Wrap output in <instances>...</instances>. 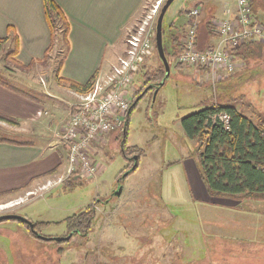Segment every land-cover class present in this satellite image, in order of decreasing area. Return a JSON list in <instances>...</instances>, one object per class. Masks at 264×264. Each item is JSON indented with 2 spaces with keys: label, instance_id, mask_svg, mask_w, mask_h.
<instances>
[{
  "label": "rangeland",
  "instance_id": "374dc122",
  "mask_svg": "<svg viewBox=\"0 0 264 264\" xmlns=\"http://www.w3.org/2000/svg\"><path fill=\"white\" fill-rule=\"evenodd\" d=\"M158 1L150 0L145 9L136 15L133 26L122 37L121 42L123 41L125 46L122 49V44L120 45L118 58L113 61L114 65L118 63L119 56H125L129 36L143 24L150 9ZM160 1L156 14L152 16L153 20L151 19L147 26L154 30L152 54L144 62L140 72L135 74L131 90L128 91L131 101L133 96L142 97L129 116L127 132V144L135 145L141 151L138 168L130 174H126L127 171L120 174L128 161L121 153L124 136L119 130H115L105 136V142H95L91 145L92 157L101 168L95 177L73 173L69 178L65 177V180L64 176L60 175L57 177L60 181L55 184L48 182L47 187L43 184L33 185L2 198L1 201L9 200L0 202V205H5L0 206V214L16 213L26 217L36 224L38 234L48 238L68 235L70 217L89 205L96 211V215L89 233H75L63 244L32 237L27 233L25 225L17 221H0V264H141L143 258L147 259L146 256L151 251L155 256L164 252H167L168 256L161 261L157 258L151 259L153 264H238L244 261L233 259L240 257L239 253L245 249L240 240L235 241L238 249L232 245L228 259L211 252L212 244L207 239V234L220 235L227 231V226L221 225L217 220L233 224V216L230 215L234 214V210L226 206L212 205V201L196 199L191 192V178L196 174L202 178L200 154L196 140L187 137L183 132L181 119L210 107L213 101L227 98L231 101H223V105H235L239 101L237 107L247 113L250 110L245 104L252 105L254 111L264 113V81L255 82V78H247V72L250 70L240 71L234 77L237 82H241L239 88L226 90L218 83L221 70L206 68L205 72L194 66H183L177 70L176 59L170 56L166 57L170 61V71L162 85L156 87V94L154 91L152 94L141 95L144 93L140 91L144 82L142 72L152 71L161 63L155 47L157 16L165 0ZM259 3L264 7V0H259ZM181 4L183 8L187 7L183 0H174L167 9L162 22L164 36L167 30L168 34L171 33L169 20L178 17L177 10ZM189 9L185 10L186 17V11ZM252 10L264 22V14L259 11L257 14L253 3ZM66 52V44L58 37L53 48L40 63L30 69H23L4 58L1 50L0 79L3 83L23 91L27 94L24 96H29L28 98L46 100L45 109L48 113L46 117L44 112L41 114L42 118L50 119L53 117L49 111L51 100H54L55 104L59 103V99L54 98L59 96L55 86L68 88L55 78L57 65L64 59ZM239 93H242V98L237 97ZM76 100L78 101V97ZM60 102L62 103L61 100ZM4 122L8 125L0 123V137L17 141H38L33 136V129L21 132L15 130L13 123ZM132 156L134 158L136 155ZM21 200L24 202L17 205ZM246 202L252 203L256 209L264 206V202L257 200L247 199ZM250 231V234L254 235L260 231L261 235L259 239L249 242L255 247L252 258L256 259L246 262L259 264L258 261L264 260V227L252 228ZM159 232L162 233L164 241L193 242V248L189 250L194 249L196 255L199 250H206L208 259L181 263L176 256V243H147ZM231 243V240H227L226 243L216 244V248L224 251V247L228 249ZM184 250L189 251L185 247Z\"/></svg>",
  "mask_w": 264,
  "mask_h": 264
},
{
  "label": "crops",
  "instance_id": "0c3cea01",
  "mask_svg": "<svg viewBox=\"0 0 264 264\" xmlns=\"http://www.w3.org/2000/svg\"><path fill=\"white\" fill-rule=\"evenodd\" d=\"M53 1L60 7L69 23L67 52L59 69V76L84 83L96 70H99L98 76L101 77L111 73L113 61L119 55L120 45L122 44V49L125 46L124 42H121L123 35L128 29L130 30L136 15L145 9L150 0ZM183 3H186L187 7L183 8V4H181L177 10L178 17L169 20L170 34L176 31L174 34L180 35L181 40L186 30L184 27H188L192 21H195L197 26L195 39L198 49H207L219 44L220 37L215 30L214 21L226 16L233 18L236 10L235 0H183ZM253 4H255L257 14L259 12L264 14V7L259 3V0L256 2L254 0ZM196 6L200 7L199 15L194 19L186 17L185 10ZM9 28L11 31L8 30ZM8 33L17 36L18 50L14 59L20 65L26 66L32 61L35 64L40 63L51 41L50 30L43 11V0H0V37L4 38ZM11 45V42H8L6 47H11ZM234 54L236 68L233 72L221 70L222 76L220 75L218 81L221 86L226 90L229 88L238 89L241 82H237L234 77L240 71L248 70L250 72H247L249 74L247 78L250 80L255 78V82L262 83L264 81V44L247 43L237 49ZM205 72H207L206 69ZM55 89L58 90L56 92L59 96L56 95L54 98L59 99V103L55 104L54 100H51L49 111L53 117L46 119L42 118L43 115L41 114L44 112L45 116L48 113L45 109L46 100L41 101L33 97L30 99L0 84V112L16 120L17 123L13 124L15 130L28 132L33 129V136L38 139V141L33 142L0 137V202L9 200L1 201L2 198L10 196L13 192H19L38 184L47 187L48 182L54 184L59 182L57 177L59 178L60 175H63L64 178L67 177V148L59 142L58 132L69 119L79 93L60 86H55ZM257 91L260 93L259 90ZM239 96L242 98V93H239L237 97ZM226 100L231 101L229 98ZM0 123L4 126L8 125L4 121H0ZM51 170H55V172L47 174ZM201 179L196 174L189 183L190 190L196 199L206 202L212 201V205L226 206L234 210V214L230 215L233 216L231 219L233 224H225L223 220H217L221 225L227 226V231L220 235L207 234L206 237L212 244L211 252L228 259L232 245L236 248L235 241L240 240L241 245H245V249L239 253L240 257L233 259L244 260L242 263L237 262L238 264H248L249 259L255 260L256 258H252L255 247L249 242L252 239H259L261 232L258 231L257 235L250 234V229L264 227V206L256 209L252 203L246 202V200L264 202V198L209 196L206 185ZM23 202L24 200H21L17 202V205ZM227 240L232 242L228 249L224 247L225 250L221 251L216 248V244L226 243ZM152 242L176 243V256L181 263L184 261L195 263L203 258L208 259L206 250H199L197 255L194 253V249L189 250V248H193V242L164 241L160 232L153 237V240L147 241L149 244ZM184 247L189 251H185ZM159 256H155L154 252L151 251L146 256L147 259L143 258L144 261L141 264H153L151 259L156 260L157 258L161 261L168 258L167 252L162 255L159 254ZM230 258L232 259V257ZM258 262L264 264V260Z\"/></svg>",
  "mask_w": 264,
  "mask_h": 264
},
{
  "label": "trees",
  "instance_id": "16d2710c",
  "mask_svg": "<svg viewBox=\"0 0 264 264\" xmlns=\"http://www.w3.org/2000/svg\"><path fill=\"white\" fill-rule=\"evenodd\" d=\"M252 3L253 0L250 1L251 10ZM43 11L51 36L50 46L45 52V57L53 48L58 37L66 46L68 45L69 23L60 7L53 0H43ZM252 14L254 18L256 17V20L262 24L264 23L261 17L253 13V10ZM162 26L164 29V23ZM8 30L11 31L10 28ZM164 35L165 30L162 32L164 53L166 57L171 56L174 60L176 59L175 69L180 70L181 67L185 66L178 61L183 51L180 35H175L174 33L168 34V30L166 36ZM8 42H11V47L4 49ZM1 50L3 57L9 59L17 67L30 69L35 64L32 61L28 65L22 66L14 59L18 50L16 35L8 33L6 37H0V52ZM62 62L63 59L57 65L55 78L79 94L89 92L98 77L99 70H96L86 82L78 83L59 76V69ZM168 62L170 65L169 60ZM143 64L141 66L142 68ZM194 67L199 68L201 71H205L206 69L202 66ZM142 68L139 69L137 74ZM142 75L144 82L141 84L140 91H144V93H141V95L145 93L152 94L159 83L166 77L162 61L156 69H152V71L145 70L142 72ZM1 80V85L7 86L20 94L27 95L23 91L3 83ZM141 98L133 96L130 107L125 115V129L121 132L124 136L121 153L128 161V164L120 174L126 171L127 174H130L138 168L141 151L135 145L127 144V132L129 116ZM223 101L229 102L226 99L213 101L210 107L200 109L181 119V127L185 135L191 139H195L197 142V150L200 154L201 177L206 185V189L211 196L264 198V113L254 111L255 109L252 105L245 104V107L248 106L250 110L247 113L237 107V103L235 105H223ZM222 112L229 115L227 128L216 116ZM0 120L9 121L13 124L17 123L14 118H10L2 113H0ZM133 154L137 156L136 160L133 156L131 157ZM134 163L136 166L132 170L131 167ZM54 172L55 170H51L47 174H53ZM71 175L67 176V178ZM95 215L96 211L90 205L78 214L72 215L68 222V232H72V236L75 233L86 235L91 230ZM14 221L25 225L27 233L30 236L41 240L32 233L27 224L20 220ZM34 227L36 228V224H34ZM36 230L38 231V229ZM66 242L61 241L56 243L63 244Z\"/></svg>",
  "mask_w": 264,
  "mask_h": 264
},
{
  "label": "built area",
  "instance_id": "2783aa9c",
  "mask_svg": "<svg viewBox=\"0 0 264 264\" xmlns=\"http://www.w3.org/2000/svg\"><path fill=\"white\" fill-rule=\"evenodd\" d=\"M250 1L235 0L234 17L226 16L214 21L220 43L210 48H196L197 26L192 21L181 39L183 51L178 61L185 66L233 72L236 68L234 52L237 49L251 42L264 44V24L253 17ZM160 2L150 9L143 24L129 36L126 54L119 57L111 73L104 77L98 76L89 92L77 95L78 101L59 134V142L67 148L66 176L73 173L84 177L98 175L101 168L92 157V143L103 142L112 131H124L125 115L131 104L128 91L135 74L152 54L154 30L147 26L153 20L152 16L156 14ZM199 13V7L186 11L188 18L193 19ZM216 116L227 128L229 115L222 112Z\"/></svg>",
  "mask_w": 264,
  "mask_h": 264
},
{
  "label": "water",
  "instance_id": "95a60500",
  "mask_svg": "<svg viewBox=\"0 0 264 264\" xmlns=\"http://www.w3.org/2000/svg\"><path fill=\"white\" fill-rule=\"evenodd\" d=\"M174 0H165L163 6L161 7V10L157 16V21H156V26H155V47L158 53V56L160 58V60L162 61L164 68H165V72L166 75H168L169 71H170V67H169V63L168 60L165 56L164 53V48H163V42H162V22H163V18L164 15L167 11V9L169 8V6L172 4ZM163 80L159 83V85H162ZM155 94L157 92V88H155L154 90ZM136 156H134V159L136 160ZM136 164L134 163L133 166L131 167V169L133 170L135 168ZM127 174V172H126ZM124 174V175H126ZM121 191V190H120ZM120 192H117V194H119ZM2 220H20L22 222H24L25 224H27L30 228V230L32 231V233L34 235H36L38 238H40L41 240H53L55 242H61V241H68L70 240V238L72 237V232H70L68 235L63 236V237H44L40 234H38V232L34 229V224L28 220L26 217H22L16 213H4V214H0V221ZM78 232V230H76Z\"/></svg>",
  "mask_w": 264,
  "mask_h": 264
},
{
  "label": "flooded vegetation",
  "instance_id": "af4514ba",
  "mask_svg": "<svg viewBox=\"0 0 264 264\" xmlns=\"http://www.w3.org/2000/svg\"><path fill=\"white\" fill-rule=\"evenodd\" d=\"M34 229L36 230V228L34 227ZM37 231V230H36Z\"/></svg>",
  "mask_w": 264,
  "mask_h": 264
}]
</instances>
